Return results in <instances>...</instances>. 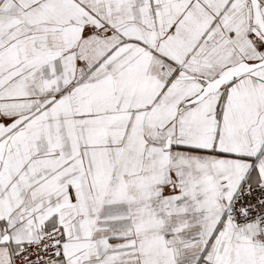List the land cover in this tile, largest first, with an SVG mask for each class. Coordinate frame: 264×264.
<instances>
[{
    "label": "snow or ice",
    "instance_id": "snow-or-ice-1",
    "mask_svg": "<svg viewBox=\"0 0 264 264\" xmlns=\"http://www.w3.org/2000/svg\"><path fill=\"white\" fill-rule=\"evenodd\" d=\"M0 264H264V0H0Z\"/></svg>",
    "mask_w": 264,
    "mask_h": 264
}]
</instances>
